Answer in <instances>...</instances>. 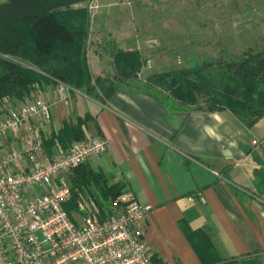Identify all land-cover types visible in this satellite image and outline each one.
<instances>
[{"label":"crops","instance_id":"obj_1","mask_svg":"<svg viewBox=\"0 0 264 264\" xmlns=\"http://www.w3.org/2000/svg\"><path fill=\"white\" fill-rule=\"evenodd\" d=\"M85 2L94 7L89 43L100 44L102 37L141 59L147 38L134 12L128 14L134 0ZM95 47L87 45L88 70L92 79L104 80L111 59ZM148 62L105 101L69 87L62 103L56 81L41 83L42 98L54 105L46 140L72 125L80 140L105 141L104 154L88 164L113 175L124 194L150 208L143 241L153 264H264V116L246 127L229 110L188 109L147 88L146 78L162 72ZM57 147L50 155L44 147V155L53 156Z\"/></svg>","mask_w":264,"mask_h":264},{"label":"trees","instance_id":"obj_2","mask_svg":"<svg viewBox=\"0 0 264 264\" xmlns=\"http://www.w3.org/2000/svg\"><path fill=\"white\" fill-rule=\"evenodd\" d=\"M90 17L85 0H6L0 4V100L8 97L21 101L35 83L56 81L105 101L117 86L136 80L143 65L139 54L123 52L110 40L102 51L110 57L112 69L122 83L100 88L102 81L92 79L86 60ZM145 82L147 88L160 90L182 106H196L197 110L208 112L229 110L246 127H252L264 116V51L243 55L236 61L167 71L147 77ZM98 89L101 95L97 94ZM81 137L78 126L64 125L44 142V147L50 155L55 142L66 150ZM90 168L85 163L73 171L72 189L83 185L90 188L91 182L92 197L98 203L97 193L106 200L123 192L122 182L109 188L100 185V176L94 177ZM69 202L64 210L71 217L75 207Z\"/></svg>","mask_w":264,"mask_h":264},{"label":"built area","instance_id":"obj_3","mask_svg":"<svg viewBox=\"0 0 264 264\" xmlns=\"http://www.w3.org/2000/svg\"><path fill=\"white\" fill-rule=\"evenodd\" d=\"M68 90L56 82L57 100L65 103ZM53 108L39 83L17 103L0 101V264H153L143 241L150 208L132 196L123 193L105 216L85 196L90 214L80 223L64 210L70 174L102 156L106 143L80 140L45 156Z\"/></svg>","mask_w":264,"mask_h":264},{"label":"rangeland","instance_id":"obj_4","mask_svg":"<svg viewBox=\"0 0 264 264\" xmlns=\"http://www.w3.org/2000/svg\"><path fill=\"white\" fill-rule=\"evenodd\" d=\"M133 8L134 11L128 9V14L134 12L135 22L141 23L140 32L147 38L146 53L141 61L145 66H148V60L151 65L158 63L156 71H162L149 77L171 70L190 69L202 63L236 61L243 55L264 51V0H134ZM99 38L100 44L93 40L89 43L92 38L88 36L87 45L95 44V52L105 55L102 51L104 38ZM117 76L111 67L105 79H100V88H106L112 82L122 83ZM97 94L101 95L102 91L98 89ZM12 102L17 103L16 100ZM187 108L195 109L196 106ZM90 170L94 177L100 176V185L109 188L120 183L101 168L91 167ZM88 186L93 189L91 182ZM90 188L83 185L72 190L69 204L73 202L75 212L70 215L76 223L90 214L89 201L85 196L95 204L98 213L105 216L111 213V206L124 193L106 200L97 193L98 203Z\"/></svg>","mask_w":264,"mask_h":264},{"label":"bare ground","instance_id":"obj_5","mask_svg":"<svg viewBox=\"0 0 264 264\" xmlns=\"http://www.w3.org/2000/svg\"><path fill=\"white\" fill-rule=\"evenodd\" d=\"M88 163V162H87Z\"/></svg>","mask_w":264,"mask_h":264}]
</instances>
